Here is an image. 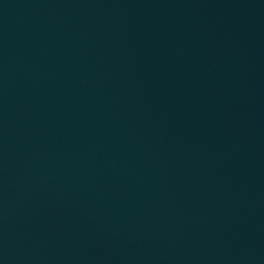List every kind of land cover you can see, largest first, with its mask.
Listing matches in <instances>:
<instances>
[{"label": "water", "instance_id": "1", "mask_svg": "<svg viewBox=\"0 0 264 264\" xmlns=\"http://www.w3.org/2000/svg\"><path fill=\"white\" fill-rule=\"evenodd\" d=\"M0 264H264V0H0Z\"/></svg>", "mask_w": 264, "mask_h": 264}]
</instances>
